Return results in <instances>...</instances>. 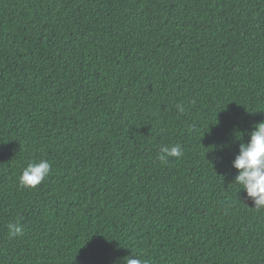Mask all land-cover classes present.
I'll return each mask as SVG.
<instances>
[{"label": "trees", "instance_id": "16d2710c", "mask_svg": "<svg viewBox=\"0 0 264 264\" xmlns=\"http://www.w3.org/2000/svg\"><path fill=\"white\" fill-rule=\"evenodd\" d=\"M260 122L264 0H0V264H264Z\"/></svg>", "mask_w": 264, "mask_h": 264}, {"label": "clouds", "instance_id": "9594fccd", "mask_svg": "<svg viewBox=\"0 0 264 264\" xmlns=\"http://www.w3.org/2000/svg\"><path fill=\"white\" fill-rule=\"evenodd\" d=\"M180 111L183 107L177 106ZM254 131L250 133V139L247 143H240L239 153L236 155L232 167L237 170L233 184L246 191L247 196L252 199L256 209H264V122L254 126ZM237 134H240L239 136ZM243 133H236V139L243 141ZM183 150L180 145L163 147L160 150L159 159L167 163L169 157L180 158ZM52 165L47 160H39L28 164L23 169L19 177V183L22 187L31 189L37 188L50 175ZM9 235L15 237L22 233L21 226L9 224ZM122 258V264H148V261L141 254L133 252Z\"/></svg>", "mask_w": 264, "mask_h": 264}]
</instances>
